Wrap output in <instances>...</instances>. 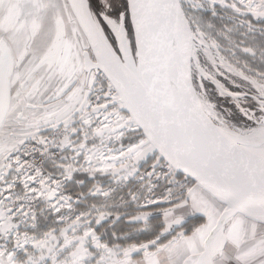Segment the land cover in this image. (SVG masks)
<instances>
[{
  "label": "snow or ice",
  "instance_id": "obj_1",
  "mask_svg": "<svg viewBox=\"0 0 264 264\" xmlns=\"http://www.w3.org/2000/svg\"><path fill=\"white\" fill-rule=\"evenodd\" d=\"M0 264H264V0H0Z\"/></svg>",
  "mask_w": 264,
  "mask_h": 264
}]
</instances>
